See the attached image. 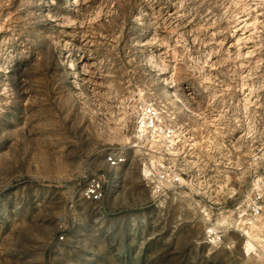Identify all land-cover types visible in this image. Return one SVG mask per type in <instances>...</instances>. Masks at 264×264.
<instances>
[{
  "label": "rangeland",
  "instance_id": "1",
  "mask_svg": "<svg viewBox=\"0 0 264 264\" xmlns=\"http://www.w3.org/2000/svg\"><path fill=\"white\" fill-rule=\"evenodd\" d=\"M130 98L183 125L177 192L146 186ZM258 190L264 0H0V264H264Z\"/></svg>",
  "mask_w": 264,
  "mask_h": 264
},
{
  "label": "built area",
  "instance_id": "2",
  "mask_svg": "<svg viewBox=\"0 0 264 264\" xmlns=\"http://www.w3.org/2000/svg\"><path fill=\"white\" fill-rule=\"evenodd\" d=\"M127 109L132 117V146L140 152L141 174L146 186L156 195H167L187 186L191 179L184 165L187 154L182 145L185 139L183 125L175 117L166 118V110L152 99L130 98ZM126 163L124 154L111 152L106 157V170L91 177L85 190L86 197L101 201L110 173ZM246 205V223L258 222L264 216V191L253 192ZM58 239L63 241L64 234ZM206 242L224 245L225 234L221 229L210 228L206 232Z\"/></svg>",
  "mask_w": 264,
  "mask_h": 264
},
{
  "label": "bare ground",
  "instance_id": "3",
  "mask_svg": "<svg viewBox=\"0 0 264 264\" xmlns=\"http://www.w3.org/2000/svg\"><path fill=\"white\" fill-rule=\"evenodd\" d=\"M245 224H250L249 227L245 225V228H243L244 235H248L251 232L250 231L251 230V226L254 225L255 223H245ZM246 242H248V241L246 240Z\"/></svg>",
  "mask_w": 264,
  "mask_h": 264
}]
</instances>
